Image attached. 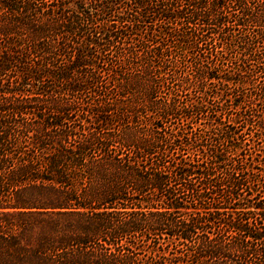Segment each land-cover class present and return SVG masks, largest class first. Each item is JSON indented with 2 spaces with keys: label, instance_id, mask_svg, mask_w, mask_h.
Returning a JSON list of instances; mask_svg holds the SVG:
<instances>
[{
  "label": "trees",
  "instance_id": "obj_1",
  "mask_svg": "<svg viewBox=\"0 0 264 264\" xmlns=\"http://www.w3.org/2000/svg\"><path fill=\"white\" fill-rule=\"evenodd\" d=\"M0 264H264V0H0Z\"/></svg>",
  "mask_w": 264,
  "mask_h": 264
},
{
  "label": "rangeland",
  "instance_id": "obj_2",
  "mask_svg": "<svg viewBox=\"0 0 264 264\" xmlns=\"http://www.w3.org/2000/svg\"><path fill=\"white\" fill-rule=\"evenodd\" d=\"M231 54L227 53L225 58L226 60L228 61H224V65H223V68L225 69L226 67H228L230 64H229V59L231 58ZM177 57V56H176ZM177 59L179 60L178 61V64L177 66L178 67V70L181 72V73H192L193 71V67H192V59L190 60H187V61H183L182 58H178ZM175 86V85H174ZM213 89V88H212ZM190 92H186V93H180V92H177V94L179 95L180 99H187V96H184V94H188L190 96H193L194 95V89H189ZM214 91V90H212ZM248 99V98H247ZM253 99V98H251ZM211 118V117H210ZM208 119L206 117H203L201 120H199L198 118L195 119V122L193 123H190L188 126L191 127V131L194 132V133H198L200 129H202L203 127H205V125L208 123ZM205 123V124H204ZM244 131V137L245 139H250L249 135H250V132L245 130L244 128L242 129ZM246 141V140H245ZM247 143H250L251 144V141L247 142ZM188 152L190 153L191 151L188 150Z\"/></svg>",
  "mask_w": 264,
  "mask_h": 264
}]
</instances>
